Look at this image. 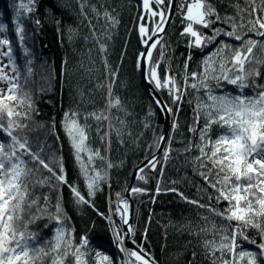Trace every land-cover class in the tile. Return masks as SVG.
<instances>
[{
  "label": "trees",
  "instance_id": "obj_1",
  "mask_svg": "<svg viewBox=\"0 0 264 264\" xmlns=\"http://www.w3.org/2000/svg\"><path fill=\"white\" fill-rule=\"evenodd\" d=\"M168 2L165 0L159 5L164 15ZM204 2L214 14L206 17L212 21L207 28L194 25L203 36L212 37L215 29L232 31L235 23L245 25L243 30L237 28L241 34L247 33L245 39L264 40V37L247 32L248 20L259 16L257 0L255 4L251 0ZM22 3L27 4L28 0H0V25L9 41L6 59L20 86L18 94L31 99V109L27 104L16 109L27 113L29 118H15L27 127L16 130L14 135L26 137L30 150L39 153L45 163H49L52 157L62 163V174L67 182L59 183L43 166L30 162L29 167L34 171L27 180L29 195L25 198L23 218L18 222L20 228L24 230V224L31 221L27 223L26 234L35 233L34 240L28 241L32 247L50 248L47 241L54 242L57 229H62L64 239H71L74 247L80 245L81 238L89 241L85 257L89 264H96L97 244H102L103 254H107L114 264H123L124 257L133 263L131 256L120 250L113 228L122 238V212L117 208L133 171L155 153L164 125L163 117L144 88L136 68L137 57L144 45L138 27L147 25L151 34L160 23V17L147 12L142 15V0H31L28 11L20 7ZM152 5L157 8L154 2ZM237 5L247 11L238 12ZM253 7L257 8L255 13H252ZM109 17L117 23L113 25ZM229 17L232 19L227 20ZM17 24L23 29V39L17 35ZM186 24L184 19L175 20L151 59V63L159 65L157 72L162 82L166 76L175 78L181 99L174 102L175 93H170L166 87L157 88L148 72L150 83L171 109L172 129L165 148L167 158L164 151L154 163L155 167L145 169L140 174L144 179L138 178L134 184L133 188L142 191L131 194V239L154 264H213V261L222 264L223 260L247 264L246 259L238 258L241 251L257 254L260 264L264 262V254L257 245L264 243V238L251 226L240 224V231L247 239L237 236L239 247L235 249V260L234 254L227 250L223 253L217 250L213 254L210 245L205 247L206 241L215 240L217 244L220 241V235L211 230L213 223L219 228L235 227L238 222L228 221L210 211L223 212L228 201L221 199L218 202V193L200 175L201 172L208 174V168L212 167L210 163L207 168L200 167L196 160L200 151L195 147L201 143V130L205 127L203 115L199 123L196 122L197 97L206 101L207 96L203 89L197 92L186 88L184 76L185 71L189 74L202 72L205 58L216 52L221 41L234 46L240 42L221 34L206 46L196 47L194 43L190 46L193 38L182 35ZM100 43L106 45V52L100 51ZM253 55L264 58V51L254 49ZM249 69L259 71L260 75L249 77L248 83L255 81L256 85H264V64H246L245 70ZM208 83L215 95H251L254 90L248 87L240 93L235 85L223 80L219 87L215 81ZM110 99H118L119 105L109 108ZM65 113L78 114L79 123L86 126V147L93 153L99 150L100 157H103L93 156V162L88 163L89 153H81L89 176H95L97 172L103 176L92 194H89L88 182L63 129ZM91 113H103L108 118L97 120ZM6 120L7 117L5 123ZM193 127L197 129L195 132L190 130ZM221 131L213 125L208 136L214 140ZM0 142H10V137L2 129ZM24 159L27 161L29 157ZM50 166L61 174L56 162ZM37 167L39 171H35ZM209 179L215 183V170ZM42 180L44 183L39 182ZM73 187L87 202H77ZM30 200H36V203L28 207ZM57 203L61 209V223L53 218L57 214ZM204 228L209 230L202 231ZM64 249L62 244L61 254ZM51 255L45 258L47 264H51ZM64 264H76L71 253Z\"/></svg>",
  "mask_w": 264,
  "mask_h": 264
},
{
  "label": "snow or ice",
  "instance_id": "obj_2",
  "mask_svg": "<svg viewBox=\"0 0 264 264\" xmlns=\"http://www.w3.org/2000/svg\"><path fill=\"white\" fill-rule=\"evenodd\" d=\"M153 2L159 6L164 4L165 0H143L146 12L153 17L159 16L160 23L157 24L156 29L151 34L141 24L140 35L142 42L148 49L146 53H141V57L149 61L148 72L150 80L156 82L157 88L166 87L170 93H175L173 97L175 102L181 99L180 87L177 85L175 78L166 76L162 82L157 72L159 65L151 63L152 49L156 48L159 39L150 45L148 41L152 40L157 30L163 31V24L166 22L163 12H157L151 8ZM251 2L255 4L256 0H251ZM30 3L31 0H28L27 4L22 3L20 7L28 11L30 10ZM169 4H171V0H169ZM184 8L187 11L184 13L183 18L187 21V24L182 35L188 34L193 37L196 47H203L208 43L214 42L216 36L221 34L240 42L234 46L221 41L216 52L205 58L202 72L189 74L185 71L184 76V86L186 88H193L197 92L203 89L207 96L206 101L197 97L196 122L199 123L200 116L203 115L205 127L201 130V143L195 145V147L200 151V156L196 157L200 167L202 169L207 168L209 163L212 167L208 168V174L201 172L200 175L218 193L216 196L218 202L221 199L228 201V207L223 212L215 209H210V211H213L215 215L223 216L228 221L235 220L238 222L235 227L227 225L219 228L213 223L211 230L220 235V241L218 244L215 240L206 241L205 247L210 245L213 254L217 250L222 253L227 250L234 254L235 260V249L239 247L237 236L247 239L245 233L240 231V224L245 227L256 228L261 233L262 238H264V85H256L255 81L249 84L248 78L259 76L260 73L255 69L245 70L246 64H252L253 62L264 64V58H257L253 55L254 49L264 51V40L245 39L244 36L247 33L241 34L237 30L238 27L243 30L245 25L240 24L237 26L235 23L232 24V31L222 32L220 29H215L212 37H205L194 28V25H201L207 28L212 21L206 17L214 14L213 9L208 7L204 0H188V2L181 4L182 11ZM237 9L238 12L247 11L240 8L239 5H237ZM256 11L257 8L253 7L252 13ZM259 11L264 13V0H259ZM108 19L113 25L117 23L111 17ZM231 19V17L227 18V20ZM248 25L250 26L247 28V32H253L258 36L264 37V31H262L264 30V17L258 16L254 20L249 19ZM3 30V26L0 25V31ZM16 31L17 35H20L21 39H23V29L19 24H17ZM193 42H190V46ZM8 43L7 39H0V45H8ZM100 51L102 53L107 51L105 44L100 43ZM0 55H9V53H0ZM185 69H187V64H185ZM189 80L192 83H189ZM222 80L235 85L240 90V93H243L245 88L253 87V94H213L214 89L208 81H215L216 86L219 87ZM0 81L8 84L6 91L0 90V129L10 137V142H0V264H37V261H40V264H47L45 258L53 253L55 255H51V264H64L65 258L70 253L74 257L76 264H89L85 259L88 255L87 246L89 245V241L86 238H81L80 245L74 247L71 239H64V231L57 229L54 242L47 241L50 248L45 249L43 246L32 247L29 245L28 241L34 240L35 237V233L26 234L27 223L31 221L24 224V230L20 228L18 222L23 218L25 198L29 195L27 180L34 171L33 168L29 167V163L33 162L38 166H43L61 184L67 181L62 174L64 171L62 163L55 160V157H52L49 163H45L39 153L30 150L26 137L14 135L16 130L22 131L27 127V125L15 118H29L27 113H20L16 109L24 104H27L29 109H31V99L18 94L20 87L18 82H14L13 78L9 77L3 68H0ZM109 96L111 97V89H109ZM13 104H15V107H13ZM118 105V99L115 101L109 100V108L117 107ZM168 111H171V109H168ZM77 115V113H65L62 126L74 149L75 159L80 164V171L88 182L89 194H92L99 180L103 179V176L100 172H97L95 176H89V170L83 162L81 153H89L88 163L93 162V156L101 159L103 157H100L99 150L93 153L86 147V126L79 123ZM90 115L97 120L108 118L103 113L100 115L91 113ZM5 117H7L6 123ZM213 125H217L223 130L214 140L208 136V131ZM173 127L175 128V124ZM190 130L195 132L197 129L193 127ZM160 139L163 140L164 137ZM206 139L207 142H205ZM25 156H28L29 160L26 161L24 159ZM167 156L168 152L165 151V158ZM53 161L57 163L61 174H57L50 166ZM151 166L154 168L155 164L153 163ZM109 167H111V164H109ZM213 170H215V183L209 179ZM35 171H39V167ZM140 171H143V169ZM138 178L144 179L143 176ZM39 182L44 183L43 180ZM141 191L139 188L131 189L133 193ZM157 191L159 192V186ZM72 192L77 197V202H87L74 187ZM189 202L198 204L197 201ZM35 203L36 200L28 201V207ZM122 203L126 211L127 204L126 202ZM199 206L204 207V205ZM117 211H120L119 207ZM60 212L61 209L59 203H57V214L53 217L57 223H61ZM121 218L124 219L123 215ZM229 229H231L230 233ZM208 230L207 228L202 229V231ZM114 237L120 250L128 256L134 257L139 264H154V262L145 259L144 256L135 251L125 249L119 233H114ZM249 242L255 243L254 241ZM62 244L65 249L61 254ZM257 247L264 254V243H260ZM238 258L239 260L246 259L247 264H258L257 254L252 252L241 251L238 253ZM95 259L96 264H114V261L110 260L107 254H103L102 244H97L96 246ZM124 264H131V261H124ZM213 264H216V261H213ZM222 264H233V261L223 260ZM260 264H264V262H260Z\"/></svg>",
  "mask_w": 264,
  "mask_h": 264
},
{
  "label": "water",
  "instance_id": "obj_3",
  "mask_svg": "<svg viewBox=\"0 0 264 264\" xmlns=\"http://www.w3.org/2000/svg\"><path fill=\"white\" fill-rule=\"evenodd\" d=\"M177 3H178V0H171V4H169V2H168L167 10H166L165 15H164L166 22L163 24V31L157 30L156 35L152 37V40L148 41L149 45L151 43H153L154 41H156L157 39H159V43L157 44V46H158L160 44V42L162 41V39L165 37V35H166L168 29L170 28L172 22L177 17V15H176ZM157 46H156V48H157ZM156 48L152 49V56H153V53H154ZM147 50H148L147 46L144 44L142 51L139 53V55L137 57L136 68H137V72L141 78V81H142L144 88L148 92L149 96L151 97V99L153 100V102L155 103L156 107L158 108L159 112L161 113V115L163 117L164 125H163V129H162L160 138L164 137V139L163 140L159 139V143H158V146H157L155 153L151 157H149L148 159L143 161L141 164H139L136 167V169L133 171L131 178H130L129 185L125 191L124 198L119 203V207H120V210H121L122 215L124 217V219L121 220V233H122V236L124 238L123 239V247L129 251H135L136 253L144 256L145 259H148L149 261H151L144 252H142L138 247H136L134 245V243L132 242V239H131V221H132V214H133V203H132V199H131V194H132L131 189L134 187V184H135L136 180L138 179V177L140 176V174L145 169L149 168L153 163H155L161 157L163 152L165 151L166 145H167L169 137H170L171 129H172V123H171L172 119H171V115H170V112L168 111L167 106L162 101V99L158 95L157 91L154 89L153 85L150 83V81L148 79L149 61L146 58L141 57V53H146ZM151 59H152V57H151ZM141 169H143V171H140ZM122 202H126L128 204V208L126 211L124 209V204ZM114 229L115 228H113V232H115ZM131 258L134 262L139 264V262H137L134 257H131Z\"/></svg>",
  "mask_w": 264,
  "mask_h": 264
},
{
  "label": "rangeland",
  "instance_id": "obj_4",
  "mask_svg": "<svg viewBox=\"0 0 264 264\" xmlns=\"http://www.w3.org/2000/svg\"><path fill=\"white\" fill-rule=\"evenodd\" d=\"M187 0H183V3H185ZM258 2H259V0H257ZM178 2L179 3H181V0H178ZM142 6H143V0H142ZM178 7H179V10H180V5H178ZM151 8L154 10V11H157V12H162V9H161V7L160 6H157V8L155 9L154 7H153V5L151 4ZM177 8V7H176ZM187 11V9L185 10V12ZM145 12H146V10L144 9V6H143V14L142 15H144L145 16ZM184 12V13H185ZM148 13V12H147ZM184 13H183V15H184ZM150 14V13H149ZM259 16H261V17H264V13H262V12H259ZM159 17V16H158ZM182 19H184V18H182ZM174 22V21H173ZM172 22V23H173ZM140 26H141V24L139 25V27H138V33H139V36H140V39L142 40V38H141V35H140V31H139V29H140ZM145 27H146V29L148 30V26L147 25H144ZM264 31V30H263ZM193 38V37H192ZM0 39H7V34H6V32H5V30H3V31H0ZM146 39V38H145ZM193 41H194V38H193ZM143 43V42H142ZM194 43V42H193ZM144 44V43H143ZM0 53H7V45H0ZM0 68H3L4 69V72L5 73H7L8 74V76L9 77H12L13 78V80H14V82H16L15 81V79H14V73H13V70H12V68H11V65H10V63H9V61L6 59V55H0ZM7 88H8V84L7 83H5V82H2V81H0V90H4V91H6L7 90ZM127 208H128V206H127ZM115 233H117L116 231H115ZM94 258H95V253H94ZM112 260V259H111ZM95 261H96V259H95ZM128 261V260H127ZM123 264H124V261H123ZM131 264H138V263H136V262H133V263H131Z\"/></svg>",
  "mask_w": 264,
  "mask_h": 264
},
{
  "label": "built area",
  "instance_id": "obj_5",
  "mask_svg": "<svg viewBox=\"0 0 264 264\" xmlns=\"http://www.w3.org/2000/svg\"><path fill=\"white\" fill-rule=\"evenodd\" d=\"M186 2H188V0H187ZM186 2H185V3H186ZM181 4H183V0H181V3H179V2L177 3V6H176V7H177V8H176V15H177V17L174 19V21H175V20H180V19H182L183 16H184L183 13L185 12L186 8H184L183 11H182L181 8H180V10H179L178 5H180V7H181ZM122 240H123V239H122Z\"/></svg>",
  "mask_w": 264,
  "mask_h": 264
}]
</instances>
